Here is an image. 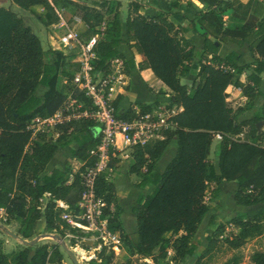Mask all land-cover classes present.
I'll list each match as a JSON object with an SVG mask.
<instances>
[{
  "label": "trees",
  "instance_id": "16d2710c",
  "mask_svg": "<svg viewBox=\"0 0 264 264\" xmlns=\"http://www.w3.org/2000/svg\"><path fill=\"white\" fill-rule=\"evenodd\" d=\"M179 1L170 2V10L178 8ZM11 2L23 10L41 8L43 14H36V17L44 26L59 21L55 2L70 6L88 26L82 36L85 39L94 35L98 37L92 63L95 71L106 75L113 60L123 59L120 47L134 50L142 59L139 69H150L159 84L167 88L170 99L166 108L174 106L178 109L167 119L173 127L172 131L166 130L162 140L133 150L134 163L130 173L140 175L145 169V175L153 177L155 185L145 202L134 210L137 232L133 238L124 235L116 211L110 210L116 205L114 186L103 177L96 181V195L106 204L103 214L108 219V227L118 233L122 249L128 255L147 258L158 250L165 257L168 249L173 251L175 259L194 255L192 238L209 210L205 201L207 188L218 182L236 183L235 205L251 207L261 204V207L253 215L239 213L232 217L227 225L235 228L237 233L221 239V242L218 240L222 231L219 228L225 227V224H220L194 264H207L203 259L222 246L235 252L249 240L264 234V100L251 118L237 122L226 93L229 86L239 89L250 109L257 105L261 97L264 18L257 25L246 23L239 28H227L223 20L230 11L246 15L249 2L242 5L236 0H203L206 11L189 21L186 27L175 26L169 19L170 12L143 15L139 0L128 3L124 25L119 17V1L109 2L104 12L67 0H56L52 4L47 0ZM91 17L95 19L93 26ZM102 20L103 30L94 31ZM189 31L204 38L199 63L193 68L198 72L191 92L180 82V77L192 69L190 64L194 58L195 47L184 38ZM229 42L238 46L248 45L255 60L254 66L238 65L237 53L219 57L217 53L221 43ZM64 64L60 52L42 50L39 38L15 12L0 8V209L4 210L6 218L2 222L5 225L15 222L18 225L16 233L23 240H30L36 235L41 219L44 227L40 233L57 234L64 238L63 230L68 226L61 221L63 211L56 208L55 202L61 201L68 205L72 213H80L77 207L79 199L71 205L69 196L77 185L80 198L79 173L93 163L88 151L97 140L89 133L94 128L91 123L72 126L74 129L80 125L87 136L71 152L72 157L84 164L69 184L68 168L53 169L44 174L58 143L64 138L63 134H67V128L55 142L41 134L33 137L32 132L27 130L33 119L53 115L64 101L73 78L64 70ZM60 76H64L66 85L63 92L57 90ZM43 77L47 78V89L41 97H36L35 92ZM116 104L117 100L113 103L117 110ZM157 105H140L138 113L130 108L118 116L123 120H133L150 113ZM215 136L220 137L216 166L209 161ZM172 138L177 143L176 155L162 174H154L153 165ZM145 181L146 177L142 183ZM46 194L49 195L47 198ZM216 196L217 191H214L213 197ZM40 199H43L42 204ZM210 223H213L212 220ZM166 234L171 235L166 238ZM106 252L107 249L102 248L97 253L100 263L91 261L89 264H112L113 253L107 255ZM51 257L56 264H63L57 243L21 246L18 251L6 254L0 242V264H46ZM240 260V256L234 254L224 264H239ZM251 261L253 264H264V253H253Z\"/></svg>",
  "mask_w": 264,
  "mask_h": 264
},
{
  "label": "crops",
  "instance_id": "0c3cea01",
  "mask_svg": "<svg viewBox=\"0 0 264 264\" xmlns=\"http://www.w3.org/2000/svg\"><path fill=\"white\" fill-rule=\"evenodd\" d=\"M71 2H75L81 5L90 6L88 0H67ZM121 1V0H118ZM132 0H127L125 6L121 7L119 11L121 12L119 17L120 21L124 25V20L127 12V5ZM142 3L143 11L142 14L145 16H154L158 11L170 12L171 16L169 19L173 22L175 26L181 25L186 27L188 22L191 20H195L196 17L201 13L206 11V6L203 0H180L179 7L170 10V2L173 0H139ZM233 1V0H229ZM240 2L242 5H246L249 2V9L246 15L237 13L235 11H230L226 16L223 17L224 26L227 28H239L246 23H251L253 25H257L264 18V0H236ZM55 2V1H54ZM53 2V3H54ZM187 2L190 5H186ZM55 12L59 18V21L56 24H52L50 26H44L40 20L36 17V14H43V10L41 8H32L30 10H26L28 22H33L35 30L37 32V37L41 42L42 50L48 51L49 49L53 51L60 52L64 59V70L69 72L70 68L79 67L78 61L81 58L80 50L76 47L70 46L65 41V36L72 29L74 23V18L78 17L75 13H71L68 6L60 5L58 3H54ZM0 8L11 9L13 12L19 11L16 10L19 7L14 5L11 0H0ZM21 9V8H20ZM19 14L18 12H16ZM71 18L70 27L67 26V21ZM24 17H22L23 19ZM27 26V25H26ZM29 27V26H28ZM30 28V27H29ZM79 32L83 31L82 27L77 28ZM184 38L192 43L195 47L194 58L190 66L192 69L184 76L180 77V82L185 85L189 92H191V86L195 80H197L196 75L198 70L193 69L199 63V54L203 50V41L204 38L198 35L194 31H189ZM120 52L123 55V59H117V62H113L110 67L111 73H118L122 76V82L116 83L113 86L111 100L113 103L117 100V111L125 112L128 109L132 108L134 110H138V106H148L154 103H158L156 108L152 111L157 112L159 108L164 110H172L175 109V113L178 112L176 107H172L171 109L166 108V105L170 99V95L167 93L168 90L165 86H161L157 80V78L153 75L150 69H139V64L142 62L141 57L134 51L129 50L126 47H120ZM230 53H237L239 55V60L237 62L238 65L243 66L248 64L250 66H254L255 60L251 56L249 52L248 45L238 46L235 43H221L217 55L221 58L225 57ZM203 63L205 61H202ZM75 73V72H74ZM246 75L249 72L246 71ZM262 79L259 92L260 99L258 100L256 107L254 110L257 111L261 106L262 101L264 100V71L260 74ZM64 79V78H63ZM62 79V80H63ZM243 80V79H242ZM65 81L63 80V83ZM60 78L57 83V90L59 88ZM153 90H156L159 93H154ZM45 90H43V93ZM42 93V94H43ZM228 96L241 97L243 101H246V98L242 96V93L239 89L234 88L233 86H229L226 90ZM231 100L228 97V101ZM245 105V103H244ZM116 109V108H115ZM174 113V114H175ZM173 114V115H174ZM243 114V113H242ZM243 117L241 121L245 119L251 118ZM169 130H173V127ZM89 133L91 135H95L97 133V129L92 128ZM64 138L58 143L57 150L53 154L52 159L48 163L44 174L50 173L53 169L65 170L68 168L69 170V181L68 184L73 180V175L83 166V162L76 160L71 156V152L76 150L78 146L83 143L86 139L87 134L80 129V125L76 126L71 130V133L63 134ZM218 139V140H217ZM217 139L212 140V144L210 147V154L216 153L218 151L220 137L217 136ZM117 143L119 145V150L116 153V158L111 162L113 166L112 176L108 179L115 189L116 194V205L112 206L110 210L112 212L117 213L118 223L120 224L123 233L129 239L133 238L137 232V223H136V215L134 210L141 206L146 198L154 191L155 185L153 184V177L149 175H145L146 170L143 169L140 175L131 174L130 167L134 163L133 158V150L131 148H125L121 140L118 138ZM177 152V143L176 139L172 138L164 149L162 155L156 160L153 165V173L154 174H162L167 165L171 162V160L175 157ZM215 155V154H214ZM217 156V155H216ZM210 158V155H209ZM113 163V164H112ZM69 166L67 167V165ZM146 177L145 183H142V180ZM79 199V189L76 185L69 196V201L71 205L75 204ZM67 205V204H66ZM68 206V205H67ZM70 206V205H69ZM239 213H243V209H247L249 207L245 206H237ZM214 219L212 222H214ZM15 224V227L18 228V225ZM44 227V221L41 219L38 222V226L36 228V235L32 238L38 239V241L34 244H47L53 245L55 242L50 239L48 236L52 235L49 233H40ZM16 228H12L11 231L16 233ZM199 229V227H198ZM198 232V230H197ZM196 232V234H197ZM195 234V235H196ZM171 234H166L167 237H170ZM195 235L192 240H194ZM19 236V235H18ZM20 237V236H19ZM21 238V237H20ZM175 238V237H174ZM29 240V241H32ZM0 242L2 246V251L6 254H10L21 249L19 241L12 239L6 236L0 230ZM254 244H263L264 245V234L256 237L252 240ZM33 246V245H32ZM68 246V245H67ZM89 246H93L89 244ZM120 254L125 255V251L123 249L118 250ZM264 252V251H262ZM61 253V252H60ZM62 255L63 264H70V262ZM195 255L187 256L185 259H192L190 264H194L196 259ZM79 262V261H78ZM47 264H56V261L53 257L48 261ZM79 264H89V263H81Z\"/></svg>",
  "mask_w": 264,
  "mask_h": 264
},
{
  "label": "built area",
  "instance_id": "2783aa9c",
  "mask_svg": "<svg viewBox=\"0 0 264 264\" xmlns=\"http://www.w3.org/2000/svg\"><path fill=\"white\" fill-rule=\"evenodd\" d=\"M47 1L52 4L56 0ZM73 23L74 26L65 36V41L80 50L78 70L73 75L65 99L56 112L45 118L33 119L28 124L27 130L32 132L33 137L41 134L47 140L55 142L63 134L64 128H67L69 134L75 124L89 122L97 129L96 144L88 151L93 163L85 166L79 173L81 191L77 207L80 213H72L61 201L55 203L56 208L63 211L60 215L61 221L68 226L63 230L64 238L58 236L74 252L79 262L100 263L97 253L102 248H106L107 251H118L120 241L118 233L108 227V219L103 214L106 204L96 195V181L101 177L108 181L112 176L111 162L116 158L119 150L118 138L125 148L131 149L162 140L163 133L172 128L167 123V119L175 113V109L159 108L157 112L151 111L133 120L119 118L118 115L123 112L115 109L111 94L114 84L122 82V76L119 72L114 74L109 71L103 75L94 70L92 63L95 60L94 48L98 37L83 39L81 36L88 26L79 17L74 18ZM79 26L83 28L82 32L78 31ZM117 61V59L113 60V62ZM135 111L138 113V110ZM48 196L45 195L46 198ZM39 201L42 204L43 199ZM0 218L6 220L3 209H0Z\"/></svg>",
  "mask_w": 264,
  "mask_h": 264
},
{
  "label": "rangeland",
  "instance_id": "374dc122",
  "mask_svg": "<svg viewBox=\"0 0 264 264\" xmlns=\"http://www.w3.org/2000/svg\"><path fill=\"white\" fill-rule=\"evenodd\" d=\"M113 1H118V0H88V3L91 5V7H94L99 12H104L106 7L108 6L109 2H113ZM119 2H120V4L122 2V4L125 6V4L127 3V0H121ZM122 4H121V7H123ZM103 6H105V7H103ZM68 7H70V6H68ZM16 10H19V11H16L19 14H17L16 12L15 13L21 19H22V17H24L22 19L24 24L29 26L30 29L32 30V32L37 35V32H36L35 27H34V23L28 22V19H27L28 17L26 14H29V13H27L26 10H23L20 8H18ZM69 10L71 13L72 12L74 13V11L71 7L69 8ZM120 13L121 12L119 11V15H120ZM103 20H102V23L98 27H94V29H95L94 31H99V30L102 31L103 30V28H104V23H103L104 21ZM90 23L92 24V26L95 25V19L93 17L90 18ZM70 24H71V18L69 17V19L67 21V26L70 27ZM94 36L97 37V35H94ZM81 37L83 39H85L83 36H81ZM69 43H72V42L69 41ZM73 47H75V46L73 45ZM77 70H78L77 68H70L69 73L74 75L77 72ZM59 78H60V83H59L58 91L63 92L65 87H66L65 82L63 83L64 76H60ZM46 87H47V78L43 77L39 82V86H38L37 91L35 92V96L41 97L43 90L47 89ZM229 97L231 100L228 101V104L233 108L234 119L237 122L241 121V119L243 117H250L251 115H253L256 112L254 110V108L250 109L248 107V105H246V101H243V99H241V97H237L236 99H234V97H231V96H229ZM244 103H245V105H244ZM257 106H258V104H257ZM214 138L217 139V136H215ZM218 154H219V151H217V154L216 153L210 154L209 161L214 166H216V164H217L216 162H217ZM236 187H237V185L234 182H228V183L218 182V183H212L208 186L205 201L209 207V210H208L207 214L203 217V219L199 225L198 232L194 238L195 241L192 240V243L194 244L193 246L195 247V254H194L195 259L198 258L202 254L204 248L207 246V240L213 236V233L215 232V230H217L219 228L220 224H225V227L219 228V230H222L221 236L218 237L219 242H221V239L229 236L230 234H236L237 233L235 228L227 225L232 217L239 214V212H238L239 209L235 206L234 199H233ZM214 191H217V196L215 198L213 197ZM260 207H261V204L251 206L247 209H243L244 210L243 213H245L247 215H253L259 211ZM213 218H215L214 222L210 223L211 220H213ZM0 224L9 230H11L12 228H16L15 224L13 222H10L9 225H5L2 222L1 218H0ZM165 237L168 238L167 236H165ZM30 240H32V239H30ZM252 240H249L247 242V244L242 249L235 251V252L227 251L224 249L225 247L222 246V248L220 250L213 252L209 256L205 257L203 259V262H205L207 264H224L234 254H237L241 258L239 264H253L251 261L252 254L255 252L264 251V245L261 243L260 244H254L252 242ZM27 241H29V240H27ZM121 245L122 244L119 242V250L120 251L122 249ZM58 248H59V251L63 254V256L70 262V264H72L69 257L67 256V254L61 249V247L59 245H58ZM112 253H113L112 264H190V262H192L191 261L192 259H185L186 257L183 259H175L174 253L171 249L167 250V255L165 257H162L160 255V253L158 252V250H155L153 252V255L151 257H147V258H144L142 256H137L135 254H133V255L129 254L128 255L126 252H125V255L124 254L122 255L117 250L106 252L107 255H110Z\"/></svg>",
  "mask_w": 264,
  "mask_h": 264
},
{
  "label": "water",
  "instance_id": "95a60500",
  "mask_svg": "<svg viewBox=\"0 0 264 264\" xmlns=\"http://www.w3.org/2000/svg\"><path fill=\"white\" fill-rule=\"evenodd\" d=\"M217 45V43L215 44ZM0 230L8 237L15 239L17 241L20 242V244L24 245V246H32L34 245L38 239H34L32 241H27V240H23L22 238H20L18 235H16L15 233H13L11 230L5 228L4 226H2L0 224ZM47 237H49L50 239H52L55 243H57L61 249L67 254V256L69 257L70 261L72 264H79L74 252L64 243V241L58 236V235H50Z\"/></svg>",
  "mask_w": 264,
  "mask_h": 264
},
{
  "label": "bare ground",
  "instance_id": "6f19581e",
  "mask_svg": "<svg viewBox=\"0 0 264 264\" xmlns=\"http://www.w3.org/2000/svg\"><path fill=\"white\" fill-rule=\"evenodd\" d=\"M82 255H83V253H82Z\"/></svg>",
  "mask_w": 264,
  "mask_h": 264
}]
</instances>
